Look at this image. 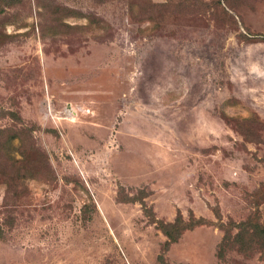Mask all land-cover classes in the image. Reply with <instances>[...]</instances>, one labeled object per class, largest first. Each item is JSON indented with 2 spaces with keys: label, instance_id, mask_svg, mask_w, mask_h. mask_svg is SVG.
<instances>
[{
  "label": "rangeland",
  "instance_id": "374dc122",
  "mask_svg": "<svg viewBox=\"0 0 264 264\" xmlns=\"http://www.w3.org/2000/svg\"><path fill=\"white\" fill-rule=\"evenodd\" d=\"M263 36L264 0H0V264H264Z\"/></svg>",
  "mask_w": 264,
  "mask_h": 264
},
{
  "label": "trees",
  "instance_id": "16d2710c",
  "mask_svg": "<svg viewBox=\"0 0 264 264\" xmlns=\"http://www.w3.org/2000/svg\"><path fill=\"white\" fill-rule=\"evenodd\" d=\"M10 4H12L11 1L4 2V5H10ZM263 38H264V36H263ZM204 222H205L204 219H202V218L194 219L192 217V215L188 216L187 221H183L180 213H178L172 221H161V220L156 221L157 226L160 228V230L163 232V234L166 237L163 248L164 249L167 248L170 243L176 241L177 238L179 237L180 233L184 229L191 228L197 224H202ZM254 231H257L258 233H261L262 235H264V227H259V225H256L254 227ZM237 233L235 234V236H238ZM225 237L226 236L224 234L222 236L220 246H221V243L223 242V240H225ZM216 255L218 256V258L219 257L221 258L223 254L221 251L218 250ZM159 258L162 261V255H160ZM161 261H160V263H161Z\"/></svg>",
  "mask_w": 264,
  "mask_h": 264
},
{
  "label": "bare ground",
  "instance_id": "6f19581e",
  "mask_svg": "<svg viewBox=\"0 0 264 264\" xmlns=\"http://www.w3.org/2000/svg\"><path fill=\"white\" fill-rule=\"evenodd\" d=\"M73 112V111H72Z\"/></svg>",
  "mask_w": 264,
  "mask_h": 264
}]
</instances>
